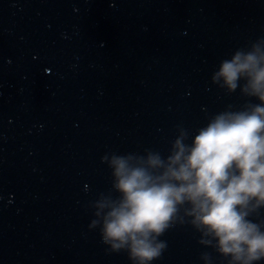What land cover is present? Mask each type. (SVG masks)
Segmentation results:
<instances>
[{"label":"water","instance_id":"95a60500","mask_svg":"<svg viewBox=\"0 0 264 264\" xmlns=\"http://www.w3.org/2000/svg\"><path fill=\"white\" fill-rule=\"evenodd\" d=\"M254 47L264 0H0V264H136L96 215L113 155L166 157L258 103L213 79ZM200 238L177 222L151 264H227Z\"/></svg>","mask_w":264,"mask_h":264},{"label":"clouds","instance_id":"9594fccd","mask_svg":"<svg viewBox=\"0 0 264 264\" xmlns=\"http://www.w3.org/2000/svg\"><path fill=\"white\" fill-rule=\"evenodd\" d=\"M221 77L230 93L245 80L242 93L258 103L216 114L190 143L181 130L166 157H112L118 196L101 199L96 215L104 213L103 242L126 249L136 264L162 255L159 238L177 222L189 223L227 264L264 260V221L250 218L264 208V52L236 51L213 79Z\"/></svg>","mask_w":264,"mask_h":264}]
</instances>
